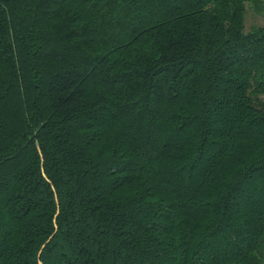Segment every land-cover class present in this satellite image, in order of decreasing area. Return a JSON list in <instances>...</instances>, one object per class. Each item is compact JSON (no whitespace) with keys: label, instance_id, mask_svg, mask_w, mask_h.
<instances>
[{"label":"trees","instance_id":"16d2710c","mask_svg":"<svg viewBox=\"0 0 264 264\" xmlns=\"http://www.w3.org/2000/svg\"><path fill=\"white\" fill-rule=\"evenodd\" d=\"M264 0H0V264H264Z\"/></svg>","mask_w":264,"mask_h":264},{"label":"rangeland","instance_id":"374dc122","mask_svg":"<svg viewBox=\"0 0 264 264\" xmlns=\"http://www.w3.org/2000/svg\"><path fill=\"white\" fill-rule=\"evenodd\" d=\"M245 29H249L252 25L262 24L264 22L263 16L255 13L250 8H247L245 13Z\"/></svg>","mask_w":264,"mask_h":264}]
</instances>
